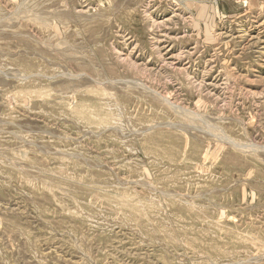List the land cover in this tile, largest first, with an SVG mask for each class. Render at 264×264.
<instances>
[{
  "label": "rangeland",
  "instance_id": "1",
  "mask_svg": "<svg viewBox=\"0 0 264 264\" xmlns=\"http://www.w3.org/2000/svg\"><path fill=\"white\" fill-rule=\"evenodd\" d=\"M0 264H264V0H0Z\"/></svg>",
  "mask_w": 264,
  "mask_h": 264
}]
</instances>
